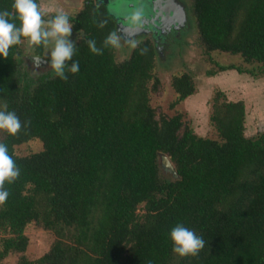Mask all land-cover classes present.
Here are the masks:
<instances>
[{
	"label": "trees",
	"instance_id": "obj_1",
	"mask_svg": "<svg viewBox=\"0 0 264 264\" xmlns=\"http://www.w3.org/2000/svg\"><path fill=\"white\" fill-rule=\"evenodd\" d=\"M12 4L0 0V10L12 11ZM191 12L207 54L258 64L242 70L214 63L217 70L207 74H264V0H191ZM67 15L72 33L83 29V38L73 40L80 71H66V81L54 72H22L23 43L0 56V106L6 102L29 122L15 136L0 132L20 168L19 178L4 185L0 262L21 254L18 264H264V133L244 135V103L219 101L216 92L209 120L218 139L195 134L180 113L157 117L149 98L158 87L151 41L144 38L118 63L115 48L97 56L86 44L95 39L100 47L116 31L103 2L84 0ZM171 87L172 107L195 92L187 73L173 76ZM33 139L41 151L15 154ZM30 223L54 235L34 261L23 255ZM177 223L203 238L197 255L172 252L169 231Z\"/></svg>",
	"mask_w": 264,
	"mask_h": 264
},
{
	"label": "rangeland",
	"instance_id": "obj_2",
	"mask_svg": "<svg viewBox=\"0 0 264 264\" xmlns=\"http://www.w3.org/2000/svg\"><path fill=\"white\" fill-rule=\"evenodd\" d=\"M98 1L106 5L108 11L117 19V24L133 29L131 30L133 34L135 31L137 33L144 32V29L151 30V34H157L156 41H153V37L150 35L147 37L148 33H141L135 38L120 33V46L115 48V60L119 63L128 58L134 45L138 42L143 41L144 38L151 41L155 50L153 73L155 78L158 79V87L156 90L150 91L149 98L157 117L161 114L172 116L180 113L195 134L201 137L218 139L217 133L210 123L209 116L212 112L213 98L216 92H220L219 101H242L244 103V135L246 137H254L258 133H264V74L256 72V74L250 75L248 73H237L235 70L217 72L213 76L207 74L210 71L217 70L214 63L224 66L234 65L242 70H251L258 64L246 63L239 55L218 51L207 54L199 41L195 20L191 12V0H173V8L180 9L183 15H180L178 12L180 10H177L179 17L177 22L174 23L171 17L170 21L172 23L169 21L163 32L158 30L162 24L158 19L154 22H152L153 19L149 20L152 16V7L147 0ZM65 7H59L55 11L41 10L46 17H49L63 13L58 10L61 8L66 9ZM172 12H175V16H177L176 11ZM70 13H73V11ZM137 13L140 14L139 21L132 19ZM63 14L67 13L64 11ZM153 23L155 25H152ZM45 27H47L46 24ZM163 34H166L167 38ZM76 38L77 34L72 33L70 39L75 40ZM52 47L51 43L36 46L23 43V54L20 57L21 71L32 78L37 75L52 73L53 70L49 66ZM183 73L191 76L195 92L172 107L171 105L175 102L177 95L171 87V80L173 76ZM153 83V81L150 82V87ZM42 148V143L37 139H33L16 146L14 150L16 155L26 156L39 152ZM161 173L166 178L170 177V173L163 171ZM142 210L143 207L139 206L137 212L142 214ZM24 233L28 238V244L23 255L29 261H34L47 253L54 241V235L50 231L34 223L28 224ZM20 256L21 254H9L0 264H18Z\"/></svg>",
	"mask_w": 264,
	"mask_h": 264
},
{
	"label": "clouds",
	"instance_id": "obj_3",
	"mask_svg": "<svg viewBox=\"0 0 264 264\" xmlns=\"http://www.w3.org/2000/svg\"><path fill=\"white\" fill-rule=\"evenodd\" d=\"M16 19L20 22L19 26L13 22ZM132 19L139 21L140 14H135ZM106 24L107 20L100 21L98 27L104 28ZM72 29L67 14L60 13L45 21L37 0H13L12 11L0 10V56L6 57L12 46L21 43L29 46L51 43L53 47L50 50L49 66L56 77L66 81L68 79L66 71L73 75L80 71L79 61H73L76 42L70 39ZM82 33L83 29L78 32L77 40L83 38ZM120 39L119 34L113 31L105 37L100 47L97 46L95 39L86 40V44L90 53L99 56L103 55L104 48L119 47ZM141 51L143 54L147 50ZM69 61H73L70 66ZM7 108L6 102L0 106V132L15 136L22 127H27L29 122L25 121L22 124L15 111H8ZM19 176L20 168L9 155L8 146L0 143V204L5 203L9 196L4 188L5 182L12 183ZM169 239L173 245L172 252L181 258L197 255L205 244L202 237L182 223H177L170 229Z\"/></svg>",
	"mask_w": 264,
	"mask_h": 264
},
{
	"label": "water",
	"instance_id": "obj_4",
	"mask_svg": "<svg viewBox=\"0 0 264 264\" xmlns=\"http://www.w3.org/2000/svg\"><path fill=\"white\" fill-rule=\"evenodd\" d=\"M149 1V5L152 7L151 10H152V16L149 20L153 19L152 22L154 21H157L156 19H158L161 23H164L165 20L167 19H170L171 17L173 18V22L176 23L177 22V19L179 18L178 17V12L180 13V15L183 13L180 9H175V11L177 12V10H180L177 12V16H175V12H171L169 10H166L167 8H165V5L166 6H172L173 5V0H147ZM181 7V6H179ZM169 11V12H168ZM183 15V14H182ZM183 17V16H182ZM158 21V22H159ZM141 28V27H140ZM131 30L133 29H129V27H123L119 24H117V27H116V32L118 34H125L127 36H129L130 38L137 36V35H140L142 32H138L135 31L134 34L133 32H131ZM36 60H41V59H38V58H34ZM166 165L171 169L173 170L171 164L166 160Z\"/></svg>",
	"mask_w": 264,
	"mask_h": 264
},
{
	"label": "crops",
	"instance_id": "obj_5",
	"mask_svg": "<svg viewBox=\"0 0 264 264\" xmlns=\"http://www.w3.org/2000/svg\"><path fill=\"white\" fill-rule=\"evenodd\" d=\"M83 3H84V0H39V5L41 7L40 9L42 10L55 11V9L57 10V8L59 7L66 6L65 8L67 10L61 8L62 10L59 9L58 11H62L63 13L65 11V13L67 14H69L72 11L74 13L75 11H78L79 9H81Z\"/></svg>",
	"mask_w": 264,
	"mask_h": 264
},
{
	"label": "flooded vegetation",
	"instance_id": "obj_6",
	"mask_svg": "<svg viewBox=\"0 0 264 264\" xmlns=\"http://www.w3.org/2000/svg\"><path fill=\"white\" fill-rule=\"evenodd\" d=\"M165 8H167L166 10H169V11H175V8H173V6H166L165 5ZM171 20V18L170 19H167V20H165V22L164 23H162L161 25H160V28L158 29L159 30V32H160V30H161V32H163V29H164V31H165V29H166V27H167V23L169 22ZM170 23H172V21H170ZM152 25H155V23H153ZM159 25V24H158ZM153 27V26H152ZM153 29H154V27H153ZM144 32H142L143 34H146V33H148L147 34V37L150 35L151 37H153V41H156V39H157V34H151V30H146V29H144L143 30ZM153 32H154V30H153ZM167 34V33H166ZM166 34H163V36L164 35H166ZM155 35V36H154ZM177 35V34H176ZM173 36H175V35H173ZM165 38H167V35L165 36Z\"/></svg>",
	"mask_w": 264,
	"mask_h": 264
}]
</instances>
